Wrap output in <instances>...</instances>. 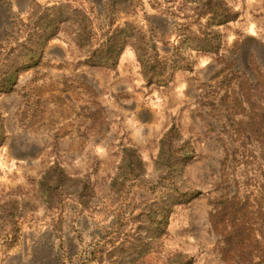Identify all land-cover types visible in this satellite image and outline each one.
<instances>
[{
	"label": "rangeland",
	"instance_id": "1",
	"mask_svg": "<svg viewBox=\"0 0 264 264\" xmlns=\"http://www.w3.org/2000/svg\"><path fill=\"white\" fill-rule=\"evenodd\" d=\"M201 1L0 0V75L13 47L33 40L45 44L37 81L33 66L20 70L14 89L0 84L5 132L0 143V264H169L179 252L193 255L194 264H227L209 230L215 194L207 178L210 141L218 158L222 150L219 139L207 133L204 115L212 118L213 104L218 106L230 90L225 66L236 51L248 61L256 50L264 58V0H224L238 16L213 23L210 14L200 13ZM60 12L59 31L39 40V17ZM85 17L92 20L94 47L107 29L134 33L116 67L88 59L89 46L77 34ZM140 30L154 38L166 60V82L147 77L136 44ZM208 32L219 33L218 51L191 45L197 44L194 33ZM179 51L189 55L192 68L179 65ZM100 105L104 116L94 124ZM173 125L198 152L182 176L203 191L176 203L165 230L156 234L152 221L140 213L165 189L157 184V159ZM126 145L139 148L149 179L132 188L129 203L111 188ZM57 160L70 175L90 177L94 196L88 204L71 191L53 201L45 193L41 178ZM122 207L125 221L113 235ZM106 235L110 241L94 258L97 242Z\"/></svg>",
	"mask_w": 264,
	"mask_h": 264
},
{
	"label": "trees",
	"instance_id": "2",
	"mask_svg": "<svg viewBox=\"0 0 264 264\" xmlns=\"http://www.w3.org/2000/svg\"><path fill=\"white\" fill-rule=\"evenodd\" d=\"M200 4V13L210 14L212 23L236 18L239 13L224 0H203ZM62 16L63 13L60 12L56 15L44 13L39 17L36 31L39 40L47 39L59 31V19ZM113 21L114 18H111L110 23ZM79 24L78 38L89 46L88 59L116 67L122 51L134 33L129 31V34H123L116 29L110 34V29H107L103 42L94 47L92 20L85 17ZM139 32L136 44L145 63L147 77L152 81L166 82V60L159 56L156 41L146 32ZM30 39H33V35ZM192 39L197 44L191 45L204 50L218 51L221 46L217 32H208L205 35L194 33ZM44 47L45 44H37L35 40L31 44H18L13 47L8 53L12 54L11 60L0 75L2 87H17L20 70L33 66L38 68L34 78L37 81L42 72L40 67L44 58ZM0 54H3L1 45ZM235 54L237 55L227 60L225 66L231 81L230 90H226L218 106L213 104L214 109L209 113L213 119L204 115L208 125L207 133L219 139L222 150V158H218L215 155L217 147L209 140L208 157L211 159L207 178H212L215 186V194L210 198L209 230L217 236L218 248L227 264H264V58L257 50L252 54V61H248L242 52L236 51ZM176 58L181 67L192 68V60L185 51L177 52ZM45 75L43 73L40 77ZM41 100L38 99V102ZM223 106L226 107L225 110H222ZM102 111L104 107L100 105L93 116L94 124L102 121ZM4 136L0 115V143ZM161 142L157 159L161 172L157 184L165 189L148 210L144 209L140 213L152 221L156 234L165 230L176 203L189 202L203 191L182 176L186 163L198 154L191 138H182L179 127L173 125ZM148 180L139 148L136 145H126L123 159L111 183L115 195L129 203L132 188ZM41 184L51 201L56 197L62 199L64 192L70 191L76 193L84 204H88L94 196L90 177L70 175L58 160L46 170ZM125 212L122 207L116 221L118 227L111 234L119 233L125 221ZM109 241L106 235L97 242L92 252L94 258L98 252L104 251ZM194 261L193 255L179 252L169 264H194Z\"/></svg>",
	"mask_w": 264,
	"mask_h": 264
}]
</instances>
